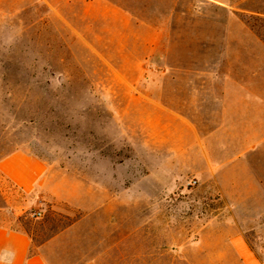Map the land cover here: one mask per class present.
I'll use <instances>...</instances> for the list:
<instances>
[{
    "label": "rangeland",
    "instance_id": "obj_1",
    "mask_svg": "<svg viewBox=\"0 0 264 264\" xmlns=\"http://www.w3.org/2000/svg\"><path fill=\"white\" fill-rule=\"evenodd\" d=\"M250 141L264 194V0H0V159L48 172L30 193L0 176V225L35 243L75 225L100 264H186Z\"/></svg>",
    "mask_w": 264,
    "mask_h": 264
},
{
    "label": "crops",
    "instance_id": "obj_2",
    "mask_svg": "<svg viewBox=\"0 0 264 264\" xmlns=\"http://www.w3.org/2000/svg\"><path fill=\"white\" fill-rule=\"evenodd\" d=\"M252 95L256 96L251 99H259L258 93ZM261 146L260 142L250 141L249 146L241 143L234 152H226L229 158L223 164L225 177L219 167L214 178L229 183L220 190L228 205L222 216L216 214L200 225L193 252L184 258L186 264H264L245 237L247 232L262 231L258 221L264 217V206L256 199L264 194L258 187V162L252 160ZM0 176L19 191L30 193L44 186L48 172L40 159L16 151L0 159ZM239 197L248 198V209L239 208ZM79 245L75 225L39 243L26 231L0 225V264H100L102 255L90 259L87 249L83 252Z\"/></svg>",
    "mask_w": 264,
    "mask_h": 264
},
{
    "label": "built area",
    "instance_id": "obj_3",
    "mask_svg": "<svg viewBox=\"0 0 264 264\" xmlns=\"http://www.w3.org/2000/svg\"><path fill=\"white\" fill-rule=\"evenodd\" d=\"M38 215V214H37Z\"/></svg>",
    "mask_w": 264,
    "mask_h": 264
}]
</instances>
